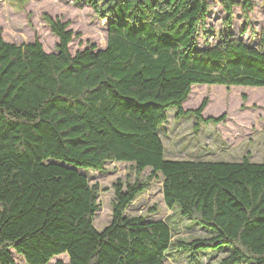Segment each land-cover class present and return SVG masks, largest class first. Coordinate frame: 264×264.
<instances>
[{"label":"trees","instance_id":"16d2710c","mask_svg":"<svg viewBox=\"0 0 264 264\" xmlns=\"http://www.w3.org/2000/svg\"><path fill=\"white\" fill-rule=\"evenodd\" d=\"M107 19L105 47L91 44L71 54L68 22L47 17L58 38L48 52L39 40L13 43L0 31V264H47L66 254L68 264H165L167 250L229 252L218 264H264V125L262 160L171 159L159 127L166 110L193 113L182 103L194 84L264 87V25L256 46L229 29L234 0H220L226 33L197 47L207 0H86ZM251 0H242L244 23ZM131 162L148 179L113 183L111 221L98 230V182L84 170L106 161ZM162 179L164 203L212 231L173 238L160 219L144 220L126 208ZM54 264H64L57 259Z\"/></svg>","mask_w":264,"mask_h":264},{"label":"rangeland","instance_id":"374dc122","mask_svg":"<svg viewBox=\"0 0 264 264\" xmlns=\"http://www.w3.org/2000/svg\"><path fill=\"white\" fill-rule=\"evenodd\" d=\"M209 2L205 17L206 36L203 29L197 35V47L215 44L226 33L222 23L225 10L220 0ZM229 29L246 44L256 46L259 32L264 25V0H251L247 12L248 24L245 32L239 30L244 23L242 0H234ZM47 17L68 22L67 28L73 31L69 51L74 54L91 44L101 49L106 45L107 19H101L86 0H0V31L2 37L13 43L31 42L37 39L45 51L54 52L58 38L51 30ZM203 98L206 106L202 117L225 115L218 123L196 119L193 113H179L176 107L166 110L167 118L159 127V135L164 146V155L171 159H211L240 160L247 155L251 161L262 160L264 125V87L249 85L194 84L182 107L185 110L197 108ZM90 183L98 182L99 208L93 216V225L101 230L112 218L114 199L113 183L133 182L137 177L148 179L150 168L137 174L131 162L106 161L103 170H84ZM126 214L142 217L144 220L165 221L173 238L190 240L194 237L209 236L208 230L186 216L181 215L177 205L169 208L163 200L162 179L149 178L147 188L138 194L126 208ZM229 252L223 245L199 251L196 264H218ZM15 264H27L20 254L12 252ZM189 250L170 249L164 258L165 264H191ZM61 259L68 264V256L60 254L49 260L54 264Z\"/></svg>","mask_w":264,"mask_h":264},{"label":"crops","instance_id":"0c3cea01","mask_svg":"<svg viewBox=\"0 0 264 264\" xmlns=\"http://www.w3.org/2000/svg\"><path fill=\"white\" fill-rule=\"evenodd\" d=\"M58 256V255H57ZM56 257V256H55Z\"/></svg>","mask_w":264,"mask_h":264}]
</instances>
